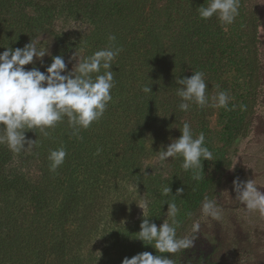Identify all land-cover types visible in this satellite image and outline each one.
Returning <instances> with one entry per match:
<instances>
[{
	"label": "trees",
	"instance_id": "16d2710c",
	"mask_svg": "<svg viewBox=\"0 0 264 264\" xmlns=\"http://www.w3.org/2000/svg\"><path fill=\"white\" fill-rule=\"evenodd\" d=\"M208 0H0V53L5 47L24 48L33 40L48 51L25 69L45 72L52 58L62 56L68 74L79 46L65 33L54 31L59 14L85 18L91 29L84 38L79 59L110 45L122 49L113 61L115 86L103 117L80 139L73 136L67 119L54 128L27 130L36 144L25 153L0 144V264H86L87 245L100 238L105 247L97 264H122L143 248L138 239L141 221L129 220L136 199L131 187L149 197L146 219L158 227L167 213L166 203L178 208L176 230L184 237L201 209L205 196L215 199L223 175L231 166L227 148L246 138L262 92L260 17L256 0H239L233 23L216 16L201 19L200 6ZM229 70L241 74L227 80ZM202 72L206 95L226 91L228 108L217 107V125L225 142L214 151L209 108L193 104L179 110L178 78ZM151 87V92H144ZM189 123L194 137L203 133L213 153L212 168L202 164L199 179L182 168V158H172L169 170L148 173L144 161L181 136ZM63 147L61 166L50 170L48 155ZM99 149V153H98ZM236 153V150H234ZM171 193L164 195V188ZM183 189L180 195H176ZM151 254L173 259L182 251Z\"/></svg>",
	"mask_w": 264,
	"mask_h": 264
},
{
	"label": "clouds",
	"instance_id": "9594fccd",
	"mask_svg": "<svg viewBox=\"0 0 264 264\" xmlns=\"http://www.w3.org/2000/svg\"><path fill=\"white\" fill-rule=\"evenodd\" d=\"M239 9V0H208L207 6H200L198 14L201 19L213 16L225 25L234 22ZM114 35H109L110 45L94 52L92 55L78 58L71 72L66 71V63L62 56L52 58V63L45 72L33 67L26 70L25 66L33 63L34 58L41 59L48 51L38 48L31 40L24 48L13 50L5 47L0 53V144H7L13 152L28 151L36 141L26 140L27 130L39 129L48 136L46 129L54 128L67 119L73 136L80 139L81 130H87L94 122L99 121L108 104L112 101L111 90L114 88L115 74L111 71L113 61L122 51L115 46ZM179 87L176 95L181 102L180 111L187 112L191 105L201 108L205 106L228 108L230 97L226 91H219L215 96L206 95L207 83L202 72H194L190 78H178ZM144 92H151L145 87ZM181 136L171 140L166 149L158 154L160 162L169 158H182V168L192 170L193 178L199 179L202 161L212 160L213 153L205 146V136L200 133L194 137L189 123H183ZM27 144V148L25 147ZM99 153V149H98ZM67 153L63 147L51 150L48 155L50 170L55 171L65 160ZM235 199L243 203L249 212H257L264 216V192L258 190L253 180L246 182L233 181ZM179 189L176 195H180ZM164 195L171 193L165 187ZM139 207H149V202L141 198ZM168 205L167 219L159 227L143 219L140 224L138 239L146 245L153 246L160 254H176L193 247L195 237H178L175 217L178 208L175 202ZM201 213L213 219H219L221 212L214 199L205 196L201 203ZM171 220V223L169 222ZM198 225L193 228L195 232ZM122 264H175L173 259L161 255L154 256L149 252L137 254L132 258H124Z\"/></svg>",
	"mask_w": 264,
	"mask_h": 264
},
{
	"label": "rangeland",
	"instance_id": "374dc122",
	"mask_svg": "<svg viewBox=\"0 0 264 264\" xmlns=\"http://www.w3.org/2000/svg\"><path fill=\"white\" fill-rule=\"evenodd\" d=\"M256 4L261 23L259 51L262 92L253 116L251 130L246 138L236 139L227 148L226 155L231 160V166L223 175L214 199L221 212L219 219L204 216L201 210L198 212L185 235L195 237L193 247L182 250L176 264H264V216L247 211L245 205L235 199L233 185V181L253 180L258 190L264 192V0H256ZM52 28L54 31L67 34L80 47L75 52L80 58L84 38L91 29L89 22L85 18H71L59 14L55 17ZM78 58L73 59L72 63H76ZM225 78L228 81H237L241 90L243 89L244 79L241 74L229 70ZM216 111L217 107H210L208 116L209 127L213 131L211 146L214 151L225 143L219 136L220 127L217 125ZM27 146L25 144L26 148ZM213 162L214 156L210 161H202V164L212 168ZM171 163L172 158L162 163L158 159V154H154L144 161V168L148 173L164 175ZM130 189L133 191L136 204L131 207L127 222H139L146 218L148 210L145 209L144 217L143 210L139 207L142 203L141 198L149 202V197L143 192H138L135 186ZM166 219L165 214L163 222ZM169 222L171 223V220ZM197 225V230L193 232V228ZM104 247L105 244L99 237L93 239L84 252L86 264H97L95 257L102 253ZM152 248L151 245L149 248H143L139 254L151 253Z\"/></svg>",
	"mask_w": 264,
	"mask_h": 264
}]
</instances>
